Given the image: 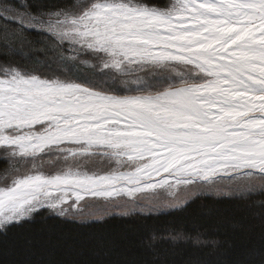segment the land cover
Returning a JSON list of instances; mask_svg holds the SVG:
<instances>
[{"label": "snow or ice", "instance_id": "snow-or-ice-1", "mask_svg": "<svg viewBox=\"0 0 264 264\" xmlns=\"http://www.w3.org/2000/svg\"><path fill=\"white\" fill-rule=\"evenodd\" d=\"M204 194L264 208V0H0V234Z\"/></svg>", "mask_w": 264, "mask_h": 264}, {"label": "trees", "instance_id": "trees-1", "mask_svg": "<svg viewBox=\"0 0 264 264\" xmlns=\"http://www.w3.org/2000/svg\"><path fill=\"white\" fill-rule=\"evenodd\" d=\"M46 216L0 234V264H264V208L238 197L199 196L179 209L99 222ZM179 223L189 232L195 223L218 243L145 242Z\"/></svg>", "mask_w": 264, "mask_h": 264}, {"label": "rangeland", "instance_id": "rangeland-1", "mask_svg": "<svg viewBox=\"0 0 264 264\" xmlns=\"http://www.w3.org/2000/svg\"><path fill=\"white\" fill-rule=\"evenodd\" d=\"M206 195L207 196L221 197V196H216L214 194H204V195H200V196H206ZM197 197H199V196L192 197L186 203L185 206H187L188 203H190L192 200H194ZM141 203H147V201L145 200V201H142ZM169 210H175V209H173V208H164V209H161L158 212L169 211ZM88 211H94V212H96V215H93V216L89 217L88 219H82V218H80L78 216H72V215L65 216L64 218H67V219H70V220H75V221H78L80 223H88V222H99V221L105 220L106 218H108V217H110V216H112L114 214H116V216H118V215L122 216V215H131V214L136 213V212L149 213L147 210L141 211V209L138 208V207L117 208V207H114L112 205H104L103 202H99V203H96V204L92 205L88 209ZM42 212H49V211L45 210V211H42ZM53 215H55V214H53Z\"/></svg>", "mask_w": 264, "mask_h": 264}, {"label": "bare ground", "instance_id": "bare-ground-1", "mask_svg": "<svg viewBox=\"0 0 264 264\" xmlns=\"http://www.w3.org/2000/svg\"><path fill=\"white\" fill-rule=\"evenodd\" d=\"M44 213H46L47 214V216L46 217H50V218H60V219H67V218H64V217H60V216H57V215H53V213H49V212H44ZM40 214V213H39ZM38 214V215H39ZM41 214H43V212H41ZM51 214V215H50ZM38 215H34L32 218H30L29 220H34V219H36L37 217H38ZM116 216V214H114V215H112V216H110V217H108V218H113V217H115ZM118 216H120V215H118ZM108 218H106V219H108ZM75 221V220H74ZM76 222H78V221H76ZM21 224V223H20Z\"/></svg>", "mask_w": 264, "mask_h": 264}]
</instances>
